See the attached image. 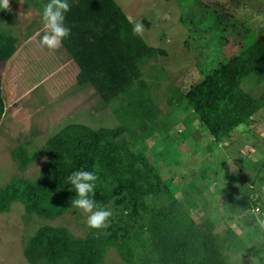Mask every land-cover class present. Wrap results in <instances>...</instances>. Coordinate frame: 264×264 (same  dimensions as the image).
Wrapping results in <instances>:
<instances>
[{
	"label": "trees",
	"instance_id": "16d2710c",
	"mask_svg": "<svg viewBox=\"0 0 264 264\" xmlns=\"http://www.w3.org/2000/svg\"><path fill=\"white\" fill-rule=\"evenodd\" d=\"M27 2L41 16L49 0ZM68 2L65 24L71 35L61 47L78 68L76 83L90 85L108 106L119 101L120 107L113 114L123 123L114 128L93 129L78 123L61 128L46 140L47 160L35 180L14 178L0 187V213L20 203L26 215L45 219L64 215L76 197L67 177L83 169L99 177L93 198L110 209L112 216L108 228H90L83 238L74 237L64 227H40L24 244L26 262L102 264L107 250L113 248L124 264H227L217 223L209 216L200 222L191 216L198 207L199 184L204 179L212 181L206 171L197 173L190 190L179 199L160 176V166L146 154L145 143L156 132L161 134L162 143L168 141L172 146L175 141L168 135L169 126H155L158 112L150 96L142 92L146 83L141 67L165 53L133 34L132 22L114 0ZM17 40L15 34L0 27V63L10 61ZM251 75L264 86V34L212 67L201 81L181 94L179 106L190 113L182 121L184 126H191L192 116L211 140L220 143L230 137L236 125L250 123L264 108V89L257 97L244 89ZM124 96L129 100L126 104ZM5 112L0 79V121ZM186 132H180L181 139L187 138ZM15 153L19 169L25 170L29 158L20 148ZM161 156L158 162L164 167L163 161L169 156ZM247 190L255 195L253 201L248 197L237 201H242L244 208L258 207L260 197L253 189ZM227 198L229 203L234 201L232 194ZM234 218L246 220L252 216L240 211L236 217H224V245L247 249L244 236L230 227L229 221Z\"/></svg>",
	"mask_w": 264,
	"mask_h": 264
},
{
	"label": "rangeland",
	"instance_id": "374dc122",
	"mask_svg": "<svg viewBox=\"0 0 264 264\" xmlns=\"http://www.w3.org/2000/svg\"><path fill=\"white\" fill-rule=\"evenodd\" d=\"M114 1L133 26L142 24L139 36L145 44L165 53L141 67L146 83L142 92L150 96L158 112L155 126H169L168 135L175 141L172 146L168 141L162 143L161 134L154 133L145 143L147 156L160 166V176L179 199L204 169L212 181L204 179L199 184L201 193L192 218L200 222L209 216L217 223L227 264H251L253 255H259L264 264V108L251 118L243 133L234 129L228 139L216 143L192 116L191 126H184L182 121L190 113L179 106L181 94L201 81L212 67L264 34V0ZM0 24L18 39L16 55L6 66H0V78L6 79V112L0 121V187H4L14 178H37L47 160L46 140L64 126L78 123L93 129L114 128L123 120L113 114L120 107L119 101L108 106L90 85L76 83L78 68L63 48L41 47L38 33L43 34V22L29 3L9 0V9H0ZM243 86L254 97L264 89L254 75ZM128 101L124 96V104ZM181 131H187L186 139H181ZM19 148L29 158L23 171L15 153ZM159 153L169 156L163 161L164 167L158 162L163 157ZM247 189L258 194L263 207L257 203L258 207L244 208L242 201L238 202L243 197L253 201L255 195ZM230 194L234 195L231 203L227 198ZM240 211L252 218H234L229 224L244 236L247 249L223 242L224 217H236ZM46 225L64 227L77 238L90 232L87 214L77 208L45 219L26 215L20 203H13L8 212L0 213V264H28L22 253L24 244ZM102 264L124 263L116 250L109 248Z\"/></svg>",
	"mask_w": 264,
	"mask_h": 264
},
{
	"label": "clouds",
	"instance_id": "9594fccd",
	"mask_svg": "<svg viewBox=\"0 0 264 264\" xmlns=\"http://www.w3.org/2000/svg\"><path fill=\"white\" fill-rule=\"evenodd\" d=\"M0 9H9V0H0ZM70 11L68 0H49L43 7L41 19L43 22V34L40 36L41 47L49 50L58 49L63 41L70 37L71 29L66 26V14ZM143 26L137 22L133 26L134 35H142ZM39 35V33H38ZM246 125L240 123L235 130L243 133ZM99 177L88 170H77L67 177V182L74 188L76 197L72 199V207L82 210L87 214V225L91 229L101 230L109 227V219L112 211L106 206H101L93 198L95 187ZM264 227V225H262ZM251 264H261L260 256L253 255Z\"/></svg>",
	"mask_w": 264,
	"mask_h": 264
},
{
	"label": "crops",
	"instance_id": "0c3cea01",
	"mask_svg": "<svg viewBox=\"0 0 264 264\" xmlns=\"http://www.w3.org/2000/svg\"><path fill=\"white\" fill-rule=\"evenodd\" d=\"M26 2H27V0H25ZM14 3V2H13ZM28 3V2H27ZM42 25V24H41ZM40 29H42V27L40 28ZM40 33V35H38V37L40 38V36L42 35V33H41V31H39ZM27 40V39H26ZM28 41V40H27ZM27 43H29V41L27 42ZM18 48V40H17V45H16V49ZM60 48H62L61 46H60ZM57 50V49H56ZM14 55H16V51H15V53L13 54V56ZM12 56V57H13ZM12 59V58H11ZM11 59H10V61H11ZM10 61H8V62H6V63H3V64H0V66H6ZM77 73H78V71H77ZM77 75V74H76ZM5 78H7V77H5ZM1 79V82H2V91H3V96H4V90H5V87H4V84L6 83V79H4L3 80V78H0ZM76 81V80H75Z\"/></svg>",
	"mask_w": 264,
	"mask_h": 264
}]
</instances>
